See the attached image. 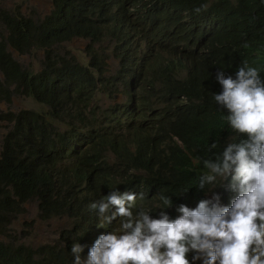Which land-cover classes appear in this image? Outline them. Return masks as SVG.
<instances>
[{"label":"trees","instance_id":"1","mask_svg":"<svg viewBox=\"0 0 264 264\" xmlns=\"http://www.w3.org/2000/svg\"><path fill=\"white\" fill-rule=\"evenodd\" d=\"M0 1V102L25 96L45 107L2 116L0 236L10 238L14 213L30 201L39 217L68 220L54 245L0 239V264H72L73 244L88 251L120 224L104 225L90 208L112 191L135 194L133 212L172 219L204 192L203 161L246 139L214 100L222 90L215 74L234 76L247 63L264 79V0H52L43 17ZM76 38L90 42L87 65L58 50ZM103 42L110 46L95 50ZM36 51V73L14 56ZM119 91L127 102L94 121V95Z\"/></svg>","mask_w":264,"mask_h":264},{"label":"clouds","instance_id":"2","mask_svg":"<svg viewBox=\"0 0 264 264\" xmlns=\"http://www.w3.org/2000/svg\"><path fill=\"white\" fill-rule=\"evenodd\" d=\"M215 79L222 89L214 94L216 104L246 139L203 161L208 171L197 187L204 192L181 203L172 219L163 210L133 212L132 193L112 191L92 202L104 225L122 219L87 242L88 251L73 244L72 264H264V79L247 63L234 76L219 69ZM160 199L164 208L171 205L168 197ZM112 206L116 211L108 215Z\"/></svg>","mask_w":264,"mask_h":264},{"label":"rangeland","instance_id":"3","mask_svg":"<svg viewBox=\"0 0 264 264\" xmlns=\"http://www.w3.org/2000/svg\"><path fill=\"white\" fill-rule=\"evenodd\" d=\"M4 5L12 10H18L25 15L34 13L36 16L43 17L52 7V0H8ZM146 37H148V35H146ZM89 44L90 42L88 39L76 38L70 42L64 43L58 50L60 53H70L79 63L87 65L89 56L86 49ZM93 46L95 50L100 52L103 48L110 45L107 44V42H103L99 47H97L96 44H93ZM42 55L41 51H36L26 56H14L19 59L24 66L36 73L40 69ZM105 65L110 69L111 73L117 69L115 60L112 58H109L105 62ZM126 102L127 95L121 91L114 93L112 96H106L101 92H97L90 103V107L96 106L95 117L92 119L98 123L102 121L103 114L114 110L117 104ZM22 109L42 113L45 107L25 96H13L10 102H0V149L4 135L9 128L6 122L2 120V116L7 112L11 111L16 113ZM110 159L112 158L110 157ZM67 226L68 220L65 217H53L50 219L39 217L36 202L30 201L24 205L22 212L14 213V219L8 227L10 238L0 236V239H4L5 241L14 239L18 243H23L33 249H38L41 246L47 244L54 245L57 241L59 242L60 233Z\"/></svg>","mask_w":264,"mask_h":264}]
</instances>
